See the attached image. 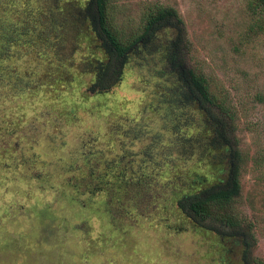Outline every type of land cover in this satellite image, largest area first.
Returning <instances> with one entry per match:
<instances>
[{"label":"rangeland","instance_id":"374dc122","mask_svg":"<svg viewBox=\"0 0 264 264\" xmlns=\"http://www.w3.org/2000/svg\"><path fill=\"white\" fill-rule=\"evenodd\" d=\"M35 1L45 7L50 2ZM153 4L178 11L182 22L171 19L169 28H178L180 49L184 46L187 61L202 69L216 94L225 97L237 113L236 137L248 155L238 209L253 225L254 254L264 259V163L254 160L264 152V29L244 39L239 51L231 46L232 40H241L248 27L260 20V12L253 10L251 0H116L113 14L119 25H136ZM25 23V28L33 27L26 19ZM173 31L169 32L174 35ZM77 42L71 39L64 47H75L72 59L86 49L84 36ZM36 50L22 45L15 52L21 68H30L36 85L40 84L39 92L27 96L30 101L18 99L21 117L8 114L9 95L0 100V264L217 261L220 253L214 234L192 230L183 222L180 232L170 228L173 214L163 210L164 201H151L150 190L128 178L122 180L126 189L115 191L113 198L104 191L105 201L98 196L89 199L87 188L75 180L76 186L70 187L68 178L76 173L68 168L72 162L81 163V147L104 150L106 157L113 158L123 152V139L133 151L148 141L126 140L129 128H138L141 135L160 130L153 104L162 92L163 79L135 68L126 86L113 94L89 97L85 86L90 76L76 77L67 69L61 73L50 48L41 54ZM154 64L149 61L152 71ZM150 94L155 96L151 105ZM83 143L88 144L83 148ZM142 191L149 197L145 195L144 200L141 195L136 201ZM123 194L126 200L121 199ZM80 198L86 205L76 207ZM229 259L240 264L237 252H231Z\"/></svg>","mask_w":264,"mask_h":264},{"label":"trees","instance_id":"16d2710c","mask_svg":"<svg viewBox=\"0 0 264 264\" xmlns=\"http://www.w3.org/2000/svg\"><path fill=\"white\" fill-rule=\"evenodd\" d=\"M115 1L50 0L45 7L35 0H0V100L9 95L8 114L18 119V99L29 100V94L39 92L40 84L36 85L32 70L18 64L15 52L22 45L37 48L39 54L50 48L55 68L61 73L67 69L74 71L76 77L90 76L85 86L89 97L113 94L116 88L126 86L135 68H145L152 77L163 79L162 92L156 94L153 102L154 112L159 113L160 130L141 135L138 128H129L126 140L148 141L133 151L123 139V152L113 158L106 157L104 150L90 147L86 151L81 147V163L72 162L68 168L76 173L68 178L70 187L83 185L89 199L98 196L105 201L103 192H111L113 198L115 191L126 189L122 180L128 178L150 190L151 201H164L163 210L173 214L170 228L180 232L183 222L192 230L217 237L220 258L209 264H231V252H237L240 264H264V259L254 254L257 239L253 225L238 209L248 155L236 137L234 107L216 94L201 68L187 61L184 46L180 49L176 41L178 28H169L171 19L182 22L175 8L153 4L140 23L123 26L113 14ZM251 4L262 15L241 40L231 41L238 51L244 39L264 29V0H251ZM25 19L33 27L25 28ZM170 30H174V35ZM81 35L87 39L86 49L78 59H72L75 47L64 49L65 44L71 39L75 44ZM149 61L155 63L154 71L148 67ZM154 94H150L149 105ZM2 125L0 122V129ZM83 144L84 148L88 143ZM254 160L263 164L264 152L254 156ZM141 195L149 197L147 191H142L136 201ZM127 197L123 194L121 199ZM75 205L86 204L80 198Z\"/></svg>","mask_w":264,"mask_h":264}]
</instances>
